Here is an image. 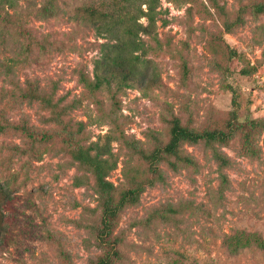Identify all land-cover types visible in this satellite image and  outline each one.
Masks as SVG:
<instances>
[{"label": "rangeland", "instance_id": "obj_1", "mask_svg": "<svg viewBox=\"0 0 264 264\" xmlns=\"http://www.w3.org/2000/svg\"><path fill=\"white\" fill-rule=\"evenodd\" d=\"M44 1L16 0L30 36L13 33L20 22L5 23L0 70L11 66L21 85L25 79L37 80L44 90L56 85L54 99L62 97L61 104L68 106L64 119L85 123L86 143L103 144L110 135L108 115L114 103L124 135L145 149L153 141L150 131L162 142L168 140L172 117L196 130L220 126L233 109L229 86L238 93L240 121L264 118V13L256 15L251 8L258 0H160V43L140 34L150 49L136 52L144 81L121 88L112 83L111 93L89 92L79 80L80 73L92 78L100 43L107 40L73 16L82 4L108 1L57 0L58 14L42 19L35 9ZM244 6L243 24L226 32L221 10L232 20ZM229 49L236 55L229 57ZM10 87L1 77L0 264H89L105 251L95 245L92 233L101 215L93 177L76 168L58 139L33 145L21 131L5 126L7 120L26 119L35 129H56L42 122L48 112L37 102H11ZM263 140L264 134L255 138L257 157L245 154L241 134L226 145L214 143L230 159L222 170L229 181L222 194L217 163L204 143L182 146L196 168L173 171L161 163L165 181L147 187L115 221L111 237L120 242L113 264H264L262 253L230 256L222 247L224 234L235 229L258 231L264 237ZM109 145L117 165L107 179L119 187L129 150L116 138ZM179 202L192 208L171 218L155 213L162 207L167 217L166 205Z\"/></svg>", "mask_w": 264, "mask_h": 264}, {"label": "trees", "instance_id": "obj_2", "mask_svg": "<svg viewBox=\"0 0 264 264\" xmlns=\"http://www.w3.org/2000/svg\"><path fill=\"white\" fill-rule=\"evenodd\" d=\"M107 1L99 6L92 4L93 2L82 4L76 8L73 15L75 20L84 21L93 28L98 37L107 40L100 43L102 52L100 57L94 61L92 78L83 73L79 75L80 82L92 93L102 89L111 93L112 83L115 84L116 88H121L135 82H143L145 78L140 70V55L136 52L149 50L150 47L145 46L140 34L150 37L156 44L160 43L156 34L160 0ZM56 2L57 0H45L38 8L34 7L36 8L35 15L42 19L55 17L59 12ZM4 3L13 11H7ZM16 7V0H0V21L3 23L0 28V35H4L3 31H7L8 26L5 23L16 21L20 23L13 33L18 37L28 38L30 36L29 28L24 26L19 19L21 14ZM251 8L256 15L264 13V0L254 2ZM245 13L246 7L244 6L237 10L234 19L228 20L221 10L219 16L224 30L230 32L235 26L243 24ZM141 18H145L146 22H141ZM13 24L11 23L9 26L12 27ZM227 52L229 57L236 55L234 49H229ZM243 72L249 73L250 70L245 69ZM1 77L6 78L11 86L8 91L11 102L18 100H24L27 103L37 102L41 109L48 112V115L43 117L42 122L44 124L52 123L56 129H35L28 124L26 119L21 120V123L7 120L5 126L21 131L25 137L31 139L33 145L35 143H52L58 139L66 146L67 153L76 168L79 171L90 173L93 177V186L98 195L101 215L99 224L92 228V233L95 238V245L104 248L105 251L95 260H90L89 264H113L119 258L117 245L120 241L116 237H111L115 221L124 207L139 201L140 195L147 187L165 181L160 169L161 163H166L173 171H177L179 167H197L194 159L182 150L184 144L202 142L211 148L212 158L217 163L220 172V194L228 189L229 181L222 170L230 165V159L221 153L214 146V143L223 146L234 136L241 134L245 154L250 157H257L260 152L255 144V138L259 134H264V118L240 121L238 119V93L230 86L233 94V109L222 125L196 130L182 125L177 117H172L169 120L168 140L162 142L154 131H150L148 136H151L153 141L151 147L145 149L138 141L124 135L121 123L115 116L117 107H114L116 103L113 104L108 115L111 130L110 135H106L105 142L103 144L86 143L85 123L76 121L70 124L64 119L68 106L61 104L62 97L54 99L56 85H53L52 89L44 90L39 82L34 79H25L21 85L9 65L0 70ZM3 91L2 89L0 92V98L4 95ZM3 126H0V130L4 128ZM114 138L118 139L121 145L129 150V163L122 169L124 182L119 187L107 179L117 165L116 156L109 145ZM7 205L3 208L6 209ZM166 207L169 216H164L165 209L161 211L162 207L155 210V213H159L162 218H171L170 216L174 217L176 214L192 208L191 204L186 202H179L177 205L167 204ZM222 247L230 256H237L247 251L264 254V237L258 231L235 229L224 234Z\"/></svg>", "mask_w": 264, "mask_h": 264}]
</instances>
